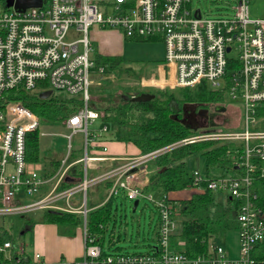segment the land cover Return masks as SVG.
Instances as JSON below:
<instances>
[{
	"label": "built area",
	"instance_id": "2783aa9c",
	"mask_svg": "<svg viewBox=\"0 0 264 264\" xmlns=\"http://www.w3.org/2000/svg\"><path fill=\"white\" fill-rule=\"evenodd\" d=\"M18 1L8 6L7 0H0V220L44 209L79 213L84 251L79 258L61 257L53 262L38 250L29 252L24 242L7 239L0 244V264H255L252 251L264 241V209L253 187V173L264 176V163L257 162L264 161V129H256L260 122L264 124V117L258 115L264 106V17H250V0H235L230 10L220 5L216 12L194 6L193 0H42L41 5L24 10L15 7ZM94 29L118 31L128 41L161 40L165 54L158 66H164L165 72L159 69L157 74L144 75L141 87H196L206 81L221 89L229 101L240 104L244 128L202 131L145 154L123 157L122 164L95 178L88 177L86 165L82 181L67 187L63 183L73 164L67 158L54 174L43 175L40 166L26 158L27 134L39 130L41 117L21 101L7 100L4 93L51 90L80 96L82 104L64 122L70 131L66 136L71 139L81 132L85 149L94 147L95 139L108 127L103 125L99 131L90 127L100 118L90 105V90L100 83L98 78L112 75L95 58L99 51L92 37ZM202 140L244 145L235 161L244 167L243 175L209 179L199 169L191 173L193 188L200 189L207 181L210 189L239 201L237 257H230L215 243L208 253L195 257L174 248L172 237L182 220L179 202L166 194L154 198L153 193H143L149 161L176 146ZM71 151L69 144L68 155ZM101 158L86 153L84 159ZM99 181L112 182L108 197L124 191L129 199L153 201L160 215L156 247L102 256L87 226L88 191ZM79 194L81 203L72 204Z\"/></svg>",
	"mask_w": 264,
	"mask_h": 264
},
{
	"label": "trees",
	"instance_id": "16d2710c",
	"mask_svg": "<svg viewBox=\"0 0 264 264\" xmlns=\"http://www.w3.org/2000/svg\"><path fill=\"white\" fill-rule=\"evenodd\" d=\"M95 58L98 64L107 65L106 73H113L117 79L115 85H110L112 81L109 78L102 87L94 86L90 90V105L99 112L102 124L107 127L108 124H112L114 127L111 139L132 142L140 149L141 153L145 154L204 130L225 129L224 125L217 123L212 118L205 120L206 116L203 112L210 105H214L216 112L225 110V106L222 104L225 102L224 92L221 89L212 88L206 81L195 89L179 87L162 90L142 88L137 84L126 85L122 84L124 78L140 79L142 70L137 67L140 64L142 66V63L138 61L136 62L138 65L128 64L120 56L97 54ZM104 78L105 81L108 77ZM133 92L151 93L154 97L146 100H133L130 96ZM4 94L7 100L21 101L40 117L58 122H64L82 104L80 96L72 97L63 93H52L49 97L42 98L41 92L33 93L18 89L7 90ZM197 115H199L198 118ZM258 115L264 117V106L259 108ZM199 118H203L204 121H200ZM243 149L244 145L241 142L214 140H202L171 148L152 160L153 172L149 176L147 185L143 188V193L160 192V194H166L171 201L179 202L181 199L172 198L171 193L194 187L193 178L187 168V158L196 153H202L205 157L207 178L241 176L245 173L244 167L237 166L235 161ZM26 158L32 162L40 160L39 130L27 134ZM257 162L260 165L264 163L262 160ZM53 163L59 164V162ZM68 173L82 178L83 163L75 164ZM253 180L254 190L258 194L257 203L264 209V176L256 171L253 173ZM72 183L75 182H64L63 186L67 187ZM111 185V181L105 182L106 189L109 190ZM214 193L215 191L208 187V182L204 181L198 191H194L188 198L179 202L183 219L178 233L172 237L174 248L184 251L192 257L206 254L210 250V240L213 236L223 235L232 229L238 230L236 215L239 201L231 197V205L225 207L215 202ZM120 195L129 199L122 191L109 197L108 193L103 195L102 199L105 201L100 206H94L96 203L89 199L87 202L89 207L88 232L94 238L93 242L101 247L102 256L145 252L127 251L119 243L123 237L121 234L116 235L115 228L119 221V208L124 203L122 200H118ZM141 198L144 197H139V204ZM129 200L132 201L133 208L135 199ZM35 213H37L35 218L31 216L26 219L24 228L21 230L22 233L25 234L33 229L37 222L65 225L70 231L79 225L82 226L83 223L82 215L75 212L44 209ZM159 222L160 215L155 206V213L149 221L148 230H144L140 222L137 224L138 227H143L138 231V235L143 236L142 239L139 237V240H143L144 246L150 247L148 251L156 247L159 240ZM7 239H13V235L3 224H0V244ZM146 239H152L154 243L144 242ZM252 257L255 264H264V241L256 244L252 251Z\"/></svg>",
	"mask_w": 264,
	"mask_h": 264
},
{
	"label": "rangeland",
	"instance_id": "374dc122",
	"mask_svg": "<svg viewBox=\"0 0 264 264\" xmlns=\"http://www.w3.org/2000/svg\"><path fill=\"white\" fill-rule=\"evenodd\" d=\"M194 6L202 7L204 10H210L212 12H216L218 7L220 5H223L225 9L230 10L232 5L235 3V0H193ZM249 8H250V17L251 18H259L264 17V0H250L249 2ZM0 9H3V5H0ZM135 43H132L130 47H135V62H128V64H135L138 65L136 62L142 63V66L140 64L139 67H137L139 70H142L141 77L139 80H133L130 78H124L122 81V84L126 85H140V80L144 75H147V66L152 69L153 71L156 70V67L158 66V63H160L164 58V43L161 40H150V41H133ZM129 43V42H128ZM130 47H128V53L131 52ZM235 53L233 52L232 55ZM124 56V57H123ZM122 57L124 60L129 61L131 58L124 54ZM128 59V60H127ZM112 81L110 85H115L117 83V79L112 73V75L108 76V78L104 81L105 78H98L100 81L99 84L96 85L100 88L104 84L108 82V80ZM198 87V85L196 86ZM196 87H189L192 89H195ZM147 89H161L160 87H142ZM175 88H165V89H176ZM162 89V90H165ZM225 102H222L223 106H225V110L222 111H215L214 105H210L206 108L204 112V115L206 119H214L217 123L222 124L225 126V129L223 131H232L237 129L244 128L245 122L244 118L242 117V109L240 108V104L229 101L227 96H224ZM197 118L199 115L196 116ZM200 121H204L203 118H199ZM102 121L98 119L96 122H94L90 127L98 128L101 125ZM256 129H261L263 126V122H260L258 125H256ZM254 129V127H251ZM108 137L112 138L114 127L112 124H108ZM221 130V129H218ZM205 131V130H204ZM40 144H41V158L42 160H49L52 158H60L62 156L63 158H66L69 144L72 146L71 153L74 154V156H82L85 154V148H86V142L85 137L82 133H76L72 135V138L69 139L66 136L63 135V133H67L68 130H66L65 126L62 125L58 121H54L51 119H48L46 117L40 118ZM42 132H46L43 134ZM62 158V160H63ZM72 159V158H71ZM187 168L192 173L195 169H199L201 174L205 175L206 172V161L205 157L202 153H196L187 158ZM181 193L182 199L184 200L188 198L192 192H194L192 189L187 188L184 189ZM219 192V191H217ZM88 198L90 200L91 197L96 196L100 199V195L98 192H94V194H91V189H89L88 192ZM187 193V194H186ZM158 193H154V198H157ZM78 196V195H77ZM76 196V197H77ZM73 200V199H72ZM119 201H123V208H119L118 212V223L115 228L116 235L121 234L123 239L119 242L121 245L125 247L127 251L135 252V251H148L150 247L143 245V240L140 241L139 237L142 239L143 236L138 235V231L143 229L148 230L149 227V221L151 217H153L155 213V206L153 201L150 199H144L141 198L140 204L136 211H133V208L131 206L132 201L126 198H123L122 195L118 198ZM181 200L179 202H181ZM122 214H124L122 216ZM126 214V218H125ZM37 213L34 214V212L26 213V214H17L12 216H7L0 220V223L4 225L8 231L11 232L13 235L14 242H24L28 243L30 242V232L27 231L25 234L21 232V230L24 228V224L27 218H35ZM122 218V220H121ZM183 219V217H182ZM140 222L143 227H138L137 224ZM152 235V234H151ZM155 236V235H154ZM153 237V235H152ZM26 242H25V241ZM144 242L154 243V240H148ZM211 243H215L217 245H220L224 247L227 251L230 257H237L239 254V232L237 229H232L227 231L223 235H215L210 240ZM29 245V243H28Z\"/></svg>",
	"mask_w": 264,
	"mask_h": 264
},
{
	"label": "crops",
	"instance_id": "0c3cea01",
	"mask_svg": "<svg viewBox=\"0 0 264 264\" xmlns=\"http://www.w3.org/2000/svg\"><path fill=\"white\" fill-rule=\"evenodd\" d=\"M92 37L95 42V45L97 47V50L99 51V54L101 55H107V56H120L122 57L124 54L128 55L131 60L127 62H135V47H130L132 43H135L133 41L125 40L123 35L115 30H100V29H94L92 32ZM129 42V43H128ZM128 47H130L131 52L128 53ZM165 54V53H164ZM124 57V56H123ZM122 57V58H123ZM164 59V58H163ZM128 60V59H127ZM126 61V60H125ZM163 60L160 62L162 64ZM158 63V64H160ZM147 74L158 73V70L160 69L162 73L165 72L164 66H157L156 70L153 71L147 66ZM100 119V118H99ZM98 120V119H97ZM96 120V121H97ZM55 121V120H54ZM95 121V122H96ZM65 122V121H64ZM64 122H60L62 125H64ZM65 126V125H64ZM103 124L101 123L99 130ZM66 130L68 128L65 126ZM262 129H264V124L262 126ZM95 131H99L98 128H93ZM70 131L68 130L67 133H63L64 136L68 134ZM108 132V130H107ZM107 132L102 134L101 137H97L95 139V146H89L88 150L85 149V154L82 156H74L73 153H70L68 155L67 153V162L68 164H71V167L75 164H78L80 162L83 163V174L85 170V166L87 165V175L89 178H95L106 171L117 167L118 165L123 163L122 158L128 157V156H137L141 155L140 149L132 142H124L120 140L111 139L108 137ZM45 134L46 132H42ZM81 133V132H78ZM67 137V136H66ZM68 138V137H67ZM106 146V150L103 149V147ZM40 151H41V144H40ZM86 153L91 156L96 157H102L101 159L93 160L90 159L87 162L85 161ZM62 156L60 158H52L49 160H42L41 158V152H40V160L36 163L38 166H40V172L45 175H51L54 174L58 168L61 165V162L65 159ZM72 158V159H71ZM79 161L80 159H82ZM116 158V159H114ZM32 162V161H31ZM53 162H59L58 165H55ZM152 160L147 163V167L150 171V174L153 172V164ZM70 167V168H71ZM70 170V169H69ZM149 174V176H150ZM82 178L78 176H73L69 174L68 181L75 183H78L82 181ZM67 181V182H68ZM106 181H99L95 184H93L89 189H91V194H94V192H98L100 195V199L96 196L91 197L90 201L95 202L96 204L94 206H100L104 203L105 200L102 199L103 195L109 192L108 189H106L105 186ZM193 191H198L197 188H190ZM183 191V190H182ZM182 191H177L171 193L172 198L176 199H182L183 196H181ZM89 192V191H88ZM157 196H160V192ZM193 193V192H192ZM89 194V193H88ZM187 194V193H186ZM77 196V195H76ZM72 198V204L78 205L82 201V197L80 194L77 197ZM215 202L217 204H221L225 207L230 206V199L231 196L228 195L226 192L222 191H215L214 193ZM88 196H87V202H88ZM233 204V203H232ZM63 205H65L63 203ZM32 214V213H31ZM30 242L25 243L27 246V249L29 252H32L34 250L40 251L43 256L49 260V261H57L61 257H66L68 259H76L79 258L84 251V239H83V230L82 226L75 227L72 231L69 230L68 227L65 225H59L57 223L52 222H37L33 229L30 231ZM25 241V240H24ZM26 242V241H25Z\"/></svg>",
	"mask_w": 264,
	"mask_h": 264
},
{
	"label": "water",
	"instance_id": "95a60500",
	"mask_svg": "<svg viewBox=\"0 0 264 264\" xmlns=\"http://www.w3.org/2000/svg\"><path fill=\"white\" fill-rule=\"evenodd\" d=\"M13 4V0H7V5L10 6ZM42 4V0H20L16 3L15 7L18 8L19 10H24L25 8L29 7V6H34V5H41ZM228 50H230V48H228ZM52 94L51 90L42 92L40 94V96L42 98H47ZM131 98L133 100H146V99H151L154 97L153 94L151 93H142V94H138L137 92H133L131 95ZM128 97V96H126ZM139 204V199H135L134 203H133V211L136 210L137 206Z\"/></svg>",
	"mask_w": 264,
	"mask_h": 264
},
{
	"label": "flooded vegetation",
	"instance_id": "af4514ba",
	"mask_svg": "<svg viewBox=\"0 0 264 264\" xmlns=\"http://www.w3.org/2000/svg\"><path fill=\"white\" fill-rule=\"evenodd\" d=\"M195 120V119H194Z\"/></svg>",
	"mask_w": 264,
	"mask_h": 264
}]
</instances>
